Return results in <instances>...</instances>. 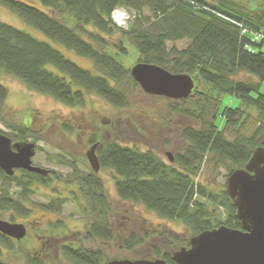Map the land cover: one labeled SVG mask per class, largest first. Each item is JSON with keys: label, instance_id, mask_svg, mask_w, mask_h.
<instances>
[{"label": "trees", "instance_id": "obj_1", "mask_svg": "<svg viewBox=\"0 0 264 264\" xmlns=\"http://www.w3.org/2000/svg\"><path fill=\"white\" fill-rule=\"evenodd\" d=\"M31 1L36 4L22 0H0V4L53 42L91 60L95 67L94 71L85 68L51 43L0 21V72L18 77L32 90L71 107L83 106L92 93L117 108L129 107L135 94L132 90L140 85L133 78L131 68L107 50L110 43L106 35L121 32L129 34L138 47L141 56L138 62L157 64L173 73H189L195 81L201 79L211 85L216 96L203 95L196 85L190 97L170 103L172 111L199 122L180 130L187 145L174 155L173 162L164 160L153 149L141 150L115 140L101 143L100 162L103 168L116 172V190L122 202L142 204L161 218L179 220L191 236L222 224L241 228L227 184L219 189L210 188L197 181V177L209 156L216 163L228 166L230 176L235 169L245 167L257 147L264 146V94L260 89L264 82V39L253 41L255 33L264 34V0L258 7L245 6L237 0ZM117 7L132 11L127 28L118 27L112 18ZM145 9L150 11L146 20L142 17ZM59 14L69 15L74 24L69 25ZM89 26L93 30L88 29ZM178 40H188V46L183 49L173 46L168 50L167 43ZM126 53L122 48L117 54ZM242 72L257 80L235 78ZM226 94L242 99L245 108L257 109L261 124L251 134L239 133L246 122L244 108L230 107L220 112L221 96ZM8 95L7 86L0 81V112ZM196 95L198 97L192 102ZM188 102L189 107L185 106ZM220 114L223 116L221 125L218 124ZM12 128L38 138L28 125ZM66 129L73 131V126L66 125ZM230 130L235 131L234 138L228 136ZM21 136L22 140L27 139L26 135ZM96 141L92 138L90 143ZM61 164L70 166L66 162ZM24 173L7 175L0 169L4 179L0 185V212L14 210L19 216H27L30 209L26 202L33 186L48 184L51 180L25 169ZM79 185L81 196L73 193L74 201L92 222L86 232L75 237L78 242L100 239L106 244L118 233L121 247L134 253L133 259L163 258L169 264H177L173 251L188 245L183 235L168 231L164 240L154 242L156 237L160 238L159 231L150 227L141 215L131 214L124 215L128 219L127 226L116 229L112 221L113 208L106 200L101 178L93 173L84 176ZM12 187L19 189L17 199L11 197ZM65 201L53 199L44 208L59 213ZM55 203H58L57 209H53ZM218 208L224 211V220L220 219ZM14 218L11 216V221ZM60 225L61 222H57L52 227L57 230ZM0 245L9 250L15 248L13 241L2 233ZM145 246L150 247L149 252L136 253L138 248ZM60 250L72 264H107L112 260L103 250L74 244L63 245ZM32 264L44 262L35 258Z\"/></svg>", "mask_w": 264, "mask_h": 264}, {"label": "rangeland", "instance_id": "obj_2", "mask_svg": "<svg viewBox=\"0 0 264 264\" xmlns=\"http://www.w3.org/2000/svg\"><path fill=\"white\" fill-rule=\"evenodd\" d=\"M22 1L36 4V1ZM237 1L249 7H258L262 3L261 0ZM45 11L57 14L49 9H45ZM149 16L150 11L145 9L142 12L143 19L146 20ZM59 18L67 21L69 25L74 24L72 18L69 19V15L59 14ZM0 21L23 29L33 36L51 43L79 65L92 71L95 70L91 60L68 51L60 43L53 42L44 33L24 22L21 17L2 4H0ZM88 29L93 30L91 26ZM106 37L110 43L107 50L117 55L116 58L127 68H131L138 62L141 57L140 52L129 34L121 32L112 36L106 35ZM85 38L88 39L89 37L85 35ZM188 43V40L169 41L167 48L171 50L173 46H176L183 49L188 46ZM122 48L126 49V55L117 54ZM235 78L257 80L255 76L244 72ZM0 81L9 90L3 111L0 112V130L16 141L22 140L21 135L24 134L26 140L36 142L37 154L33 159L34 163L56 171L55 179H51L48 184L37 183L33 186V192L29 194L26 202V206L31 209L27 216H19L14 210L0 212V217L4 219L11 220V216H14V222L32 221V233L41 235V239L36 240L30 233L14 244L15 248L10 251L0 245V258L13 264H30L32 258L36 256L40 243L42 245L43 240L47 239L50 234L54 235L55 244L45 251L46 254L43 253L42 256L38 255L37 257H42L40 259L44 264H72L64 257L59 248L63 245L74 244L70 241L74 240L79 235L78 233L86 232L92 218L86 217L79 209L77 202H74V196L72 197V194L69 193L71 188L75 186L70 185V189H67V193L64 195H61V192L58 193L59 189L68 185L67 182L59 180L63 179L64 181L65 178L72 177L73 169L83 173V175L94 173L86 161V153L91 147L90 140L92 138L101 142L115 140L127 146H136L141 150L153 149L160 153L164 160L169 161L168 152L175 155L177 152L183 151L187 145L180 136V130L189 125L199 124L198 121L188 115L172 111L170 103L175 102V100L149 95L140 86L133 88L132 91H135V94L127 108H117L95 93L87 96L83 106L71 107L50 95L32 90L21 79L4 71L0 72ZM196 85L203 95H217L211 85L204 80L199 79L196 81ZM260 89L264 94V82L261 83ZM197 97L198 95L193 96L192 102ZM185 106L189 107L190 103H186ZM220 107L221 113L230 107L244 108L243 115L246 122L240 127V134L249 135L261 124L257 109L253 106H246L245 108L242 99L236 95H222ZM222 123L223 116L220 114L218 124L221 125ZM27 125L31 131L37 134L38 138L30 135L29 132L24 131L22 133L20 130L12 128ZM66 125L73 126V131H68ZM235 135L234 130L228 132L230 138H234ZM61 162L69 163L70 166L63 165ZM94 174L103 181L106 200L110 202L113 208L112 221L116 229L127 226L128 219L124 218L125 214L141 215L147 220L150 227L160 233V238L156 237L154 242L164 240L166 237L164 234L168 231L179 233L187 240L191 237L188 229L179 220L161 218L142 204L122 202L117 194L116 180L118 176L114 170L102 168L99 173ZM228 177V166L216 163L209 156L205 158L202 164L197 181L210 188L219 189L227 184ZM3 182L4 179L0 176V185ZM18 192V188L12 187L11 197L17 199ZM60 198L66 200L61 212L53 214L52 211L44 208L53 199ZM217 211L220 219L224 220L226 218L224 211L221 208H218ZM57 222H61V227L54 230L52 225L57 224ZM74 245L76 247L83 246L90 250H103L110 259L135 258L134 253L121 247V236L118 233L115 234L113 241L106 244L100 239H96ZM138 250L136 253H147L150 251V247L145 246L142 249L138 248Z\"/></svg>", "mask_w": 264, "mask_h": 264}, {"label": "water", "instance_id": "obj_3", "mask_svg": "<svg viewBox=\"0 0 264 264\" xmlns=\"http://www.w3.org/2000/svg\"><path fill=\"white\" fill-rule=\"evenodd\" d=\"M133 78L150 95L182 100L190 97L196 83L189 73H173L164 67L138 62L131 68ZM96 142L87 151L92 169L101 168ZM37 143L29 140L13 141L0 131V169L14 175L16 169L48 176L50 169L36 165ZM174 161L171 152L167 153ZM227 191L237 209L241 228L219 225L188 239V245L173 251L177 264H264V146L257 147L245 167L235 169L227 181ZM0 233L23 239L27 226L0 218ZM0 264H13L0 259ZM107 264H169L163 258L112 259Z\"/></svg>", "mask_w": 264, "mask_h": 264}, {"label": "flooded vegetation", "instance_id": "obj_4", "mask_svg": "<svg viewBox=\"0 0 264 264\" xmlns=\"http://www.w3.org/2000/svg\"><path fill=\"white\" fill-rule=\"evenodd\" d=\"M91 141V140H90ZM96 142H99L100 144H99V146L97 147V149H96V153H97V155H98V157H99V160H100V155H99V149H100V147H101V141H96ZM96 142H92V143H90L91 144V146L93 145V144H95ZM168 155V154H167ZM86 161H87V164L89 165V167L92 169V167H91V164H90V162H89V159H88V157H87V153H86ZM100 164H101V162H100ZM103 167H102V165H101V168H100V170L102 169ZM51 170V172H50V174L47 176V177H49L50 179H55V175H56V171H54L53 169H50ZM93 170V169H92ZM100 170L98 171V172H95L94 170H93V172L94 173H99L100 172ZM3 171V170H2ZM73 174H71L72 175V177H70V178H65V180L63 181V179L62 180H59V181H61V182H67L68 183V185L66 186H64V188L63 189H59V192L58 193H60L61 195H64V194H66L67 193V189H70L69 188V186L71 185L72 187L73 186H75V187H73V188H71V190L69 191V193H71L72 194V197H73V193H76L77 192V194L79 195V196H81V188H80V183H81V181H82V179H83V177L84 176H87V175H92L93 173H88V174H86V175H83V173H79L76 169H73V172H72ZM21 174H25L24 173V169H16V171H15V174L14 175H21ZM37 174H39V173H37ZM103 182V181H102ZM103 186H104V184H103ZM104 189H105V187H104ZM71 197V196H70ZM61 199V198H60ZM75 202V201H74ZM76 203V202H75ZM65 204L63 203L62 204V208H63V206H64ZM29 208V207H28ZM58 208V203H55L54 204V208L53 209H57ZM30 209V208H29ZM31 210V209H30ZM48 211H52L53 212V214H57V212L56 211H53V210H48ZM62 211V210H61ZM105 212L106 213H108V208L107 207H105ZM0 218H2V217H0ZM4 219V218H3ZM25 224H26V226H27V234H26V236L27 235H29L30 233H31V235H33V237L36 239V240H38V239H41V235L40 234H38V233H32V221H30V222H25ZM58 230V229H57ZM53 232V231H52ZM54 234V233H53ZM4 235V234H3ZM7 236V235H6ZM25 236V237H26ZM7 237H9L10 239H11V241H13V243L14 244H16V243H18L20 240H18V239H16V238H13V237H10V236H7ZM54 240H55V237H54V235H52V234H50L49 235V237L47 238V239H45V240H43V242H42V245H41V243H40V246L38 247V250L36 251V256L34 257V258H32V260L33 259H35V258H38V259H40V258H42V257H37L38 255H41L42 256V254L43 253H45L46 254V250H48V248L49 247H51L52 245H54L55 244V242H54ZM71 243H74V244H82V242H78L76 239H74V240H72V241H70ZM3 248H5V247H3ZM61 248V247H60ZM59 248V249H60ZM5 249H7V248H5ZM8 251H10L9 249H7ZM32 260L30 261V264H32ZM40 260H42V259H40Z\"/></svg>", "mask_w": 264, "mask_h": 264}, {"label": "built area", "instance_id": "obj_5", "mask_svg": "<svg viewBox=\"0 0 264 264\" xmlns=\"http://www.w3.org/2000/svg\"><path fill=\"white\" fill-rule=\"evenodd\" d=\"M131 18V13L124 8H117L113 11V19L118 26L125 27ZM262 39H264L263 33H255L253 41H260Z\"/></svg>", "mask_w": 264, "mask_h": 264}]
</instances>
